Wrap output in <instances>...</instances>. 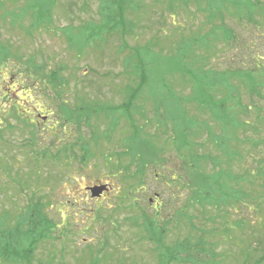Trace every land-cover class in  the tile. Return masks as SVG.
Segmentation results:
<instances>
[{
    "label": "rangeland",
    "instance_id": "374dc122",
    "mask_svg": "<svg viewBox=\"0 0 264 264\" xmlns=\"http://www.w3.org/2000/svg\"><path fill=\"white\" fill-rule=\"evenodd\" d=\"M125 1V29L101 0L37 1L32 35L31 9L0 20V264H264V0ZM31 57L65 86L29 92ZM212 188L235 201L195 203Z\"/></svg>",
    "mask_w": 264,
    "mask_h": 264
},
{
    "label": "trees",
    "instance_id": "16d2710c",
    "mask_svg": "<svg viewBox=\"0 0 264 264\" xmlns=\"http://www.w3.org/2000/svg\"><path fill=\"white\" fill-rule=\"evenodd\" d=\"M37 1H39V0H35V7H34L35 9L29 8V4L34 3L33 0H29V4L25 3L24 5H22V7L20 6L18 8H15L16 10L18 9V11L15 12L13 10L6 11V8L4 5L5 0H0V10H3V13H0V20H4L5 17L8 16L10 18L9 20H10L12 26H18V28L21 29L22 25L21 24L18 25V22L21 21V23H22L23 17L28 12L27 9H31V10H33V12H31V14H30V19H32V23H29L28 29H25V32L32 35L33 34L32 30L36 31L37 28L40 29L41 27H43V29L48 30L50 28V25L52 24V18H50L51 17L50 8H48L46 11H44L42 14H40L41 6H38ZM41 1L44 2L47 0H41ZM125 2H126L125 0H101V13L104 16L106 23L108 22V20L115 21V23H117L116 25L121 27V29H125L126 24H127V22L124 20V16H123L124 11H125V7H124L125 5L123 3H125ZM259 4H260V2L258 0H256V8L259 6ZM70 28H73V27H70ZM70 28L63 29L62 33L64 36H66L65 37L66 40L68 41V43L71 45V48L73 49L75 46L73 44L72 37L75 34V32H73ZM206 47H207V45H206ZM8 49H10L9 44L4 45V44L0 43V62L3 63L4 65L7 63L6 61H8V59L10 57V52ZM78 51H82V49L78 50ZM134 56H135L136 60H139V53H135ZM198 58H200V57H198L197 55L194 56L193 62H191V63H193L192 65H194V63L198 62V60H197ZM201 59H199V60H201ZM18 60H19V58H18ZM25 63L28 67H31V69L33 71L32 74H29V77L34 76L35 77L34 80L37 81V84H35V85L33 84L31 87V90L29 92H33V90L38 88L40 90V95H42V94H44V90H46L47 84H50L52 86V84L56 85V83H57V85H63V87L65 86L64 82H62L63 79L60 78L57 70H49V72L46 73L44 70L45 66L43 65V63L42 64H36L33 57L25 60ZM187 65L189 67L190 64L187 63ZM135 66H136V71H134V72H135L136 76L138 77V79L140 80L141 87H142L144 85V83L146 82V71L142 68V65H140V64H137ZM21 73H22V71L20 72V75H21ZM212 73L213 72L210 70H207L206 72H204L205 75H211ZM182 76L184 78V77H186V74L183 73ZM57 79H59L60 81L57 82ZM189 81H192V77L189 79ZM226 83L227 82H225L223 84H226ZM219 85H222V83H219ZM28 89H30L29 86H28ZM195 90H196V88H194V91ZM140 91H141V88L139 85V87L137 88V91H136V89H134V91H132V93H134V94L126 96L127 103L126 102L122 103L119 108L122 109L124 112L129 113V110H131V107H132V106H130V104H132V102L138 96ZM59 94L60 93L58 92L57 95H59ZM102 109H103L104 116H107L108 113H110L111 111L118 110L117 108H114V107H112V109L111 108H105V107ZM63 113L65 115H68L69 112L63 110ZM224 129H226V128H224ZM32 135H33V137H35V135L33 133H32ZM218 138H220V137L217 136V139ZM221 139H225V138H221ZM214 143H215V140H214ZM64 150L65 149H61L60 152H62V154H64L65 157L67 158L66 152ZM43 153H46V151L43 150ZM204 158L211 161V159L207 158V156H204L203 158L197 157L194 160V163L196 165L197 170H198V168H197L198 162ZM82 160H84V159L82 158ZM82 160H79V161H82ZM212 160H214V159H212ZM149 161H151V159H149ZM213 167H215V166H213ZM193 175L196 176V174H193ZM262 176H263V174H262ZM188 184H190V183H188ZM197 184L198 183L196 180V182H193L192 188L198 187ZM197 192L198 191H196V192L193 191V194H195L194 196L191 193L195 203H197V204H201V203L202 204L203 203L210 204L213 206L214 209L217 208V210L220 206L221 201H223V202H226L227 200L228 201H235V199H236L235 194H237L236 190H230V192H232V194H230V192L229 193H222V195L219 196V195L214 194L215 189L212 188L205 193V196H204L205 198H204L203 196L199 195ZM41 207H44V205H41ZM35 212H36V216L39 219L29 226V228L31 230L28 231V237L31 236L32 232L34 231V227H39L41 225V227L44 228V226L49 225V221H47L45 217H41L42 214L40 213V206H37V205L35 206ZM217 216L220 217L219 214ZM210 220L213 221L212 218ZM219 220H220V218H219ZM191 227H193V226L191 225ZM192 229H194V227ZM45 230H48V229L45 228ZM195 230H197V229H195ZM199 231H201V229H199ZM22 232L23 231H20V233H22ZM204 233H205V231L202 230V234H204ZM213 234L214 233L210 234L209 236H212ZM34 244H35V242H34ZM28 246L30 247V254L32 255V253L34 252L33 247H31L32 243H28ZM182 247H184V244L182 245ZM207 252H212V251H210L208 249Z\"/></svg>",
    "mask_w": 264,
    "mask_h": 264
},
{
    "label": "water",
    "instance_id": "95a60500",
    "mask_svg": "<svg viewBox=\"0 0 264 264\" xmlns=\"http://www.w3.org/2000/svg\"><path fill=\"white\" fill-rule=\"evenodd\" d=\"M103 189H104L103 186H101L100 188L99 186H95V187L89 188V192H91L92 197H98L101 193L100 191H102Z\"/></svg>",
    "mask_w": 264,
    "mask_h": 264
},
{
    "label": "flooded vegetation",
    "instance_id": "af4514ba",
    "mask_svg": "<svg viewBox=\"0 0 264 264\" xmlns=\"http://www.w3.org/2000/svg\"><path fill=\"white\" fill-rule=\"evenodd\" d=\"M89 188H91V186H88V187H85V192H83L84 194H85V199L87 198V193H89L90 194V192L87 190V189H89ZM106 192L104 191L102 194H105ZM103 195H101V197H102ZM91 197V196H90ZM151 201V200H150ZM73 203H75V202H73ZM73 203H69V205L70 204H73ZM68 205V206H69ZM71 206V205H70Z\"/></svg>",
    "mask_w": 264,
    "mask_h": 264
}]
</instances>
